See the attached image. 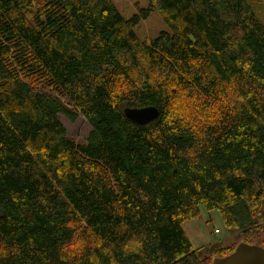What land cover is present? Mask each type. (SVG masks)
<instances>
[{
    "label": "trees",
    "instance_id": "trees-1",
    "mask_svg": "<svg viewBox=\"0 0 264 264\" xmlns=\"http://www.w3.org/2000/svg\"><path fill=\"white\" fill-rule=\"evenodd\" d=\"M147 2L124 19L111 0H0V264H211L264 246V0ZM152 10L169 32L140 40ZM144 106L158 118L124 116ZM78 114L80 144L59 118ZM200 206L232 246L193 248L181 224Z\"/></svg>",
    "mask_w": 264,
    "mask_h": 264
},
{
    "label": "rangeland",
    "instance_id": "rangeland-1",
    "mask_svg": "<svg viewBox=\"0 0 264 264\" xmlns=\"http://www.w3.org/2000/svg\"><path fill=\"white\" fill-rule=\"evenodd\" d=\"M45 0H31V5L36 6L38 3L41 5ZM119 14L124 18L128 19L133 14L136 13L138 8H145L148 6L147 0H111ZM258 16L264 21V8H257ZM134 33L140 40H150L153 39L161 31L169 32V28L161 18L160 14L152 10L147 18L141 19L138 24L133 28ZM66 103L67 101L63 99ZM186 104L184 99V104L186 108L194 107V104ZM61 122L63 123L67 136L73 140L76 144L84 143L87 136L91 130L89 123L86 119L78 114L73 121H70L63 115H59ZM202 119V117H201ZM200 215L196 218H191L184 221L181 224L182 230L188 237L193 248H201L205 250L210 244H220L223 246H232L235 242V234L232 230H229L223 220L219 211L217 209L207 210L203 206L199 207ZM232 212L236 218L238 228H246L250 223V218L248 216L247 210L242 202H237L231 206ZM217 229V232L215 230ZM233 243V244H232ZM82 244V242L77 241L75 243L76 249Z\"/></svg>",
    "mask_w": 264,
    "mask_h": 264
},
{
    "label": "water",
    "instance_id": "water-1",
    "mask_svg": "<svg viewBox=\"0 0 264 264\" xmlns=\"http://www.w3.org/2000/svg\"><path fill=\"white\" fill-rule=\"evenodd\" d=\"M123 113L138 125H144L159 116L155 106L125 107ZM211 264H264V246L241 241L232 252L214 257Z\"/></svg>",
    "mask_w": 264,
    "mask_h": 264
},
{
    "label": "built area",
    "instance_id": "built-area-1",
    "mask_svg": "<svg viewBox=\"0 0 264 264\" xmlns=\"http://www.w3.org/2000/svg\"><path fill=\"white\" fill-rule=\"evenodd\" d=\"M215 232H217V229L215 230Z\"/></svg>",
    "mask_w": 264,
    "mask_h": 264
}]
</instances>
